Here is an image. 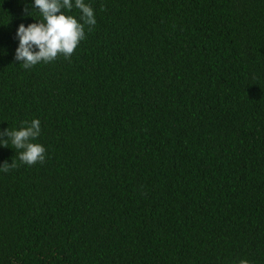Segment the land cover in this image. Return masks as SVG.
Here are the masks:
<instances>
[{
  "label": "trees",
  "instance_id": "1",
  "mask_svg": "<svg viewBox=\"0 0 264 264\" xmlns=\"http://www.w3.org/2000/svg\"><path fill=\"white\" fill-rule=\"evenodd\" d=\"M84 3L71 57L25 69L43 18L0 0V131L46 149L0 147V264H264V0Z\"/></svg>",
  "mask_w": 264,
  "mask_h": 264
},
{
  "label": "clouds",
  "instance_id": "2",
  "mask_svg": "<svg viewBox=\"0 0 264 264\" xmlns=\"http://www.w3.org/2000/svg\"><path fill=\"white\" fill-rule=\"evenodd\" d=\"M32 7L37 9L43 20L31 23L25 27L20 24L16 30L18 47L15 50V60L22 62L25 69H29L38 63H50L63 55L69 59L79 43L85 39V26L92 27L96 24L94 10L84 3V0H33ZM73 8L80 10V20L72 15H66V11ZM101 10H105L102 6ZM27 11V10H26ZM28 14V12H27ZM41 134V122L33 119L21 122L19 129L8 128L0 131V147H12L19 151L20 164L32 166L43 163L46 149L44 146L34 143ZM6 137V139L4 138ZM19 165L15 160L9 164L0 165V171L5 173ZM239 264H249L247 260H240Z\"/></svg>",
  "mask_w": 264,
  "mask_h": 264
}]
</instances>
